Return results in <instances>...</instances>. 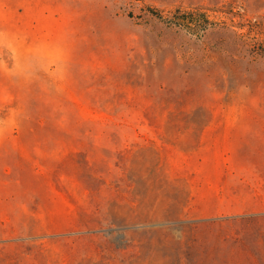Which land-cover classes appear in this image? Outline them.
Here are the masks:
<instances>
[{
	"label": "rangeland",
	"instance_id": "1",
	"mask_svg": "<svg viewBox=\"0 0 264 264\" xmlns=\"http://www.w3.org/2000/svg\"><path fill=\"white\" fill-rule=\"evenodd\" d=\"M0 264H264V0H0Z\"/></svg>",
	"mask_w": 264,
	"mask_h": 264
},
{
	"label": "trees",
	"instance_id": "2",
	"mask_svg": "<svg viewBox=\"0 0 264 264\" xmlns=\"http://www.w3.org/2000/svg\"><path fill=\"white\" fill-rule=\"evenodd\" d=\"M161 19V17H159ZM175 21L171 20V21H167L168 24L170 25H174L176 27H178L179 29H184L186 31H190V30H199V31H204L206 30L207 26H208V21H200V20H184V19H179L177 17H175Z\"/></svg>",
	"mask_w": 264,
	"mask_h": 264
}]
</instances>
